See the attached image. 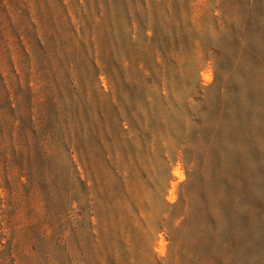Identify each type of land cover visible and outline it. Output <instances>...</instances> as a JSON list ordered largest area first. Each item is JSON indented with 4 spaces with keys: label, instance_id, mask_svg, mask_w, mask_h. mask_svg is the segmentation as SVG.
Segmentation results:
<instances>
[{
    "label": "rangeland",
    "instance_id": "374dc122",
    "mask_svg": "<svg viewBox=\"0 0 264 264\" xmlns=\"http://www.w3.org/2000/svg\"><path fill=\"white\" fill-rule=\"evenodd\" d=\"M224 7L0 0V264H264V9ZM203 107L208 142L186 128ZM208 189L241 244L201 237Z\"/></svg>",
    "mask_w": 264,
    "mask_h": 264
},
{
    "label": "trees",
    "instance_id": "16d2710c",
    "mask_svg": "<svg viewBox=\"0 0 264 264\" xmlns=\"http://www.w3.org/2000/svg\"><path fill=\"white\" fill-rule=\"evenodd\" d=\"M220 9L225 11V4L228 0H217ZM233 6L235 9H237L238 18L236 16V20L233 21L234 24L232 26H236V23H241L243 27H246L249 25L256 17H261L259 11L264 9V0H232ZM239 19V20H238ZM241 28V27H240ZM242 29V28H241ZM240 42H231L229 45H233L236 49V47H240L238 44ZM213 84L208 87H201L198 91V97L196 98L197 101L204 102L208 100V91L213 88ZM245 87V84H241L239 86L240 90H242ZM246 93L238 95L237 98H234L233 101L229 102L228 109H234L237 112V116L235 118H230L228 116V112L224 111L222 120L229 124L230 126H243L244 125V114H248L252 112L253 105L255 101L253 100L252 94L249 89H245ZM207 109V107H203L200 112H196L195 115H199L198 118H194L191 122L195 123L192 126H187L186 128L189 130H194L195 136L197 138H202L204 141H210L211 134L210 131L216 130L214 128L217 123L212 122L211 117L216 114L213 110H210L207 112V116L203 115L202 113ZM238 109V110H237ZM195 110V108H194ZM205 114V113H204ZM180 143V142H179ZM247 143H252L250 140L247 139ZM254 143V142H253ZM256 150V148H254ZM228 194L224 192H217L214 189H208L204 190L202 196L200 197V205L202 206V213H203V219L205 228L200 232L201 237L204 239H208L210 244H215L217 239L224 238V235L226 233H231L233 231H236L237 236H233V240H224L223 243H230V244H241L242 240L245 239L246 233H247V226L242 225L239 226V221L241 220L242 212L240 214L238 213H230L228 212L227 204L230 202L228 201L230 199ZM232 201V200H231ZM241 209V205L239 204ZM230 210V209H229ZM191 216V215H190ZM189 218V217H188ZM188 218L184 220L182 224H186L188 222ZM229 218H234L236 220V227L232 228L230 231L221 229V224L225 222ZM200 237V238H201ZM238 238V240H237ZM234 239H236V242H234Z\"/></svg>",
    "mask_w": 264,
    "mask_h": 264
}]
</instances>
